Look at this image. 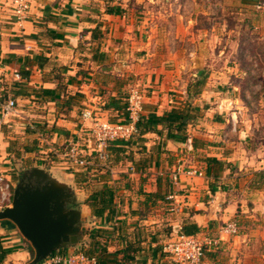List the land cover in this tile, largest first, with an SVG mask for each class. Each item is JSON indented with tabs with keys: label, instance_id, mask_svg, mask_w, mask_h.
Returning a JSON list of instances; mask_svg holds the SVG:
<instances>
[{
	"label": "crops",
	"instance_id": "obj_1",
	"mask_svg": "<svg viewBox=\"0 0 264 264\" xmlns=\"http://www.w3.org/2000/svg\"><path fill=\"white\" fill-rule=\"evenodd\" d=\"M233 2L254 11L264 9V0ZM194 3V11L202 5ZM109 8L114 11L109 12ZM194 11H180V17L186 19L176 30L184 33H176L178 46H174L173 38L159 30L157 23L148 21L150 17L143 16V11L137 14L132 6L118 0H32L28 17L22 21L14 15L12 0H0V163L7 168V154L21 158L36 152V145L29 141L30 126L26 127L28 142L20 143L23 151L8 149L3 127L15 118L13 112L2 114L1 103L9 98L24 103L22 116L28 118L33 113L36 121L43 122L40 135L48 122L53 140L63 143L83 135L90 124L82 117L86 109L97 110L112 121L123 119L129 88L138 83L147 91L142 119L177 109L190 120L183 130L154 123L134 140L112 144L108 168L97 166L93 170L98 176L93 192L108 187L114 209L99 217L92 213L99 224L87 234L89 244L83 240L80 246L94 248L97 240L113 252L133 245L134 258L129 264H177L163 251L168 236L165 226L172 221L166 195L176 190L185 204L179 219L196 225L198 231L217 235L224 223H238L236 234L221 233L220 244L206 249L203 264H264L258 244L264 228L255 220L264 208V196L259 194L264 185V164L244 144L236 126L240 110L231 106L238 100L233 101L220 89L221 81L214 78L218 69L195 70L197 64L212 57L208 44L214 38L204 37L209 29L204 34V29L192 31ZM197 31L206 49L201 54L192 46L196 44L194 37H200ZM24 69L30 71L28 78H23ZM220 69L225 76L227 70ZM16 70L22 79H15ZM194 72L198 79L192 80ZM199 79L204 85L201 92L194 93V83ZM189 135L194 139L193 154L201 158L195 165L205 175H182L174 186L170 172L184 158ZM209 157L221 163L210 164ZM32 165L26 170L40 167ZM74 178L78 184L86 183L79 176ZM83 202L91 208L88 200ZM99 229L101 235L94 239L91 234ZM2 230H6L0 229V235L8 249L9 241H5ZM102 230H106V237ZM57 252L71 251L68 247ZM13 255L14 250L8 249L4 264H9Z\"/></svg>",
	"mask_w": 264,
	"mask_h": 264
},
{
	"label": "rangeland",
	"instance_id": "obj_2",
	"mask_svg": "<svg viewBox=\"0 0 264 264\" xmlns=\"http://www.w3.org/2000/svg\"><path fill=\"white\" fill-rule=\"evenodd\" d=\"M118 1L132 6L137 14H140L139 11H143V16L150 17L148 21L152 24L157 23L159 30H163L168 37L173 38L171 40L174 46H178L176 33H178V36H181L180 34L182 32L184 33L182 30H176V26L186 19V16L181 18L180 13L187 11L188 8L190 9L189 13H192L194 11V8H191L192 5L196 6L194 2L198 1L200 4L202 3L192 15L195 18L193 22L194 30L192 31L196 32L197 29H204V34V31H208L209 29L210 33H207L204 37H208L209 39L214 38V41L208 44L209 52H211L209 56L212 57H207L199 65L197 64L195 70L202 69L203 67L204 71L210 70L211 72L214 68L216 70L218 69L219 72L222 70L220 68L227 70L225 76L222 72H216L217 75L214 78L221 81L218 85L222 91L228 93L233 101L238 100L237 103H231L233 110H240L238 111V122L236 126L244 136V144L248 146L250 152L257 154L258 158L256 159L264 164V9L254 11L249 8L237 7L234 4L235 2L232 3L234 0H224L225 5L222 4L223 0ZM203 4L206 5L205 9H203ZM207 6L210 7L206 9ZM182 14L188 16V13ZM247 19L250 20L247 21ZM197 33L200 35L199 31ZM194 38L196 39V44L192 45L194 50L198 54H201V52L204 53L206 49L203 50L201 35L200 37L196 35ZM219 38L221 42H219ZM166 46L164 45V47ZM222 51H224V54L220 53ZM194 73L195 75L191 76L192 80L198 79V73ZM24 108V103H17L16 108L12 111L13 113L11 112L12 117L15 119L8 121V124L3 127L5 139L9 141L8 149L15 148L19 152L23 151L20 143L24 144L28 142L29 138L26 132L28 128L26 127L29 126L30 145H36V152L29 155L24 154L21 158H16V154H13V157L7 154L6 158L8 157L10 162L8 164L9 168L7 167V169L13 176L15 187L23 173H25L26 168L33 166L32 164L46 168L52 174H56L59 179L69 182L76 196H81L75 206L79 207L82 213H84L82 215V222L84 224L83 231L87 239L89 231L92 228H96V225L99 224V221H97L99 218L93 217L91 208L83 204V201H87L92 196L93 190L98 184V176L93 174V170H95L92 169L93 167L88 169L77 167L72 165L64 156L66 147L70 142L76 140L79 135L70 137L68 140L63 141V143L62 141L59 142L58 139L55 142L50 134L52 125L48 126V122L45 124V131L40 135L39 129L42 127L43 122L36 121L38 118L32 115L33 113H30L28 118L22 116L23 111L21 109ZM97 114L99 113L97 112ZM29 118L30 122L28 121ZM18 121L21 122L18 123ZM33 130H36V134H33ZM37 137H40L39 142L35 140ZM193 151L186 148L182 155L184 158L178 164L198 167L195 164L201 158L197 154H193ZM109 165L110 161L107 163V166L100 165V167L106 169ZM103 175L105 174L103 173ZM61 176L65 177V179ZM74 176H79L80 181L83 180L86 183L78 184ZM261 193L264 196V185L260 189L259 194ZM262 207H264V203ZM262 210V216H257L255 220L264 228V208ZM180 216L171 213L170 220L175 222ZM2 228L6 230H2V235L7 236L5 241H9L8 244L10 246L8 249L14 250V255L9 264H28L32 261L35 256V250L30 241L22 235L19 228L8 219H0V229ZM166 228L168 232L166 241H169L174 235L169 230V224L165 226V230ZM258 244L260 245V257L264 259V236L259 238ZM71 247H73V250H71ZM71 247H69L71 252L81 250L88 253L89 251L87 250L89 246H85L84 244L82 246H76L77 248L75 246ZM83 247H86V249Z\"/></svg>",
	"mask_w": 264,
	"mask_h": 264
},
{
	"label": "built area",
	"instance_id": "obj_3",
	"mask_svg": "<svg viewBox=\"0 0 264 264\" xmlns=\"http://www.w3.org/2000/svg\"><path fill=\"white\" fill-rule=\"evenodd\" d=\"M32 0H12L14 15L18 21L28 17ZM17 80L22 79L19 71L14 72ZM145 89L138 84H133L129 88L125 116L118 121H112L97 114L92 109H86L82 117L89 121V125L83 129V135L70 142L64 153L65 158L72 164L81 168H96L97 166H107L112 157V144L117 141L134 140L140 135L139 123L143 118L145 106ZM2 114L11 113L17 106L15 98H9L5 103H1ZM194 139L189 135L185 141L188 150H193ZM182 175L189 177L204 176L202 169L194 166L182 164L171 169L170 177L172 185L177 186ZM15 183L13 176L6 167L0 163V211L12 207ZM168 211L172 214L181 215L185 210V204L178 199L176 190H172L166 195ZM182 219L172 223V235L169 241L165 242L163 251L167 253L177 264H203L206 249L217 247L220 244L221 233L236 234L238 224L236 221L224 223L218 235H213L208 231L198 234H186L182 230ZM40 264H97L95 255H90L84 251L68 253L57 252L51 254Z\"/></svg>",
	"mask_w": 264,
	"mask_h": 264
},
{
	"label": "water",
	"instance_id": "obj_4",
	"mask_svg": "<svg viewBox=\"0 0 264 264\" xmlns=\"http://www.w3.org/2000/svg\"><path fill=\"white\" fill-rule=\"evenodd\" d=\"M69 182L43 167L27 169L19 179L12 207L0 211L30 241L35 256L28 264H38L54 251L79 246L85 239L82 211Z\"/></svg>",
	"mask_w": 264,
	"mask_h": 264
},
{
	"label": "trees",
	"instance_id": "obj_5",
	"mask_svg": "<svg viewBox=\"0 0 264 264\" xmlns=\"http://www.w3.org/2000/svg\"><path fill=\"white\" fill-rule=\"evenodd\" d=\"M109 12H113L112 8L108 9ZM23 78H28L30 75L29 69H24L22 71ZM203 76V75H202ZM204 85V80H197L194 83V93L201 92L202 86ZM190 117L185 113H179L177 109H173L167 115L163 116H151L150 118L142 119L139 123L140 132H146L151 125L154 123H164L168 124L169 127H175L177 130H183L185 125L189 122ZM182 139L184 137H181ZM207 162L210 164H220L221 161L217 158L209 157ZM92 170V169H91ZM96 170V169H95ZM89 171V170H88ZM88 204L92 208V213L96 216H102L106 210L111 213L113 211V193L108 187L96 190L93 192L92 197L88 199ZM168 208V206H167ZM169 230H172V221H168ZM182 230L186 234H198L203 231H198V227L194 224L186 222L182 219ZM101 229L91 234L94 239H98L101 235ZM102 235L107 236L106 230H102ZM94 248H89L88 254L95 255L97 258V264H129L130 260L134 258L133 245H128L123 250L109 251L105 244H100L99 241H95ZM97 249V250H96ZM98 251V252H96ZM57 251H54V253ZM96 252V254H95ZM52 253V254H54ZM121 254V255H120ZM8 255V249L5 247L2 236L0 235V264H4Z\"/></svg>",
	"mask_w": 264,
	"mask_h": 264
},
{
	"label": "flooded vegetation",
	"instance_id": "obj_6",
	"mask_svg": "<svg viewBox=\"0 0 264 264\" xmlns=\"http://www.w3.org/2000/svg\"><path fill=\"white\" fill-rule=\"evenodd\" d=\"M23 175H24V173H23ZM23 175H22V176H23Z\"/></svg>",
	"mask_w": 264,
	"mask_h": 264
}]
</instances>
